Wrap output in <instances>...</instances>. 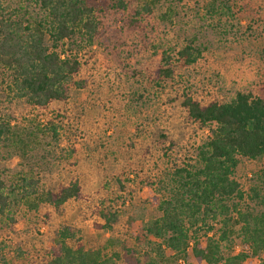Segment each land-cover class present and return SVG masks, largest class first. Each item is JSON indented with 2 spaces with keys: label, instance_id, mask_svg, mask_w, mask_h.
<instances>
[{
  "label": "rangeland",
  "instance_id": "rangeland-1",
  "mask_svg": "<svg viewBox=\"0 0 264 264\" xmlns=\"http://www.w3.org/2000/svg\"><path fill=\"white\" fill-rule=\"evenodd\" d=\"M87 3L99 23L92 45L76 36L57 49L81 64L75 81L82 86L72 87L67 101L39 108L14 98L10 74L0 68V121L10 128L0 143V178L12 196L0 223V264L39 260L65 227L69 243L80 240L112 264H206L192 248L203 249L210 238L224 256L244 251L245 264H264V253L245 247L231 211L264 213V155L239 158L233 178L243 198L225 202L227 215L194 223L184 255L176 259L145 231L161 216L158 202L176 188L174 170L196 165L211 136L212 126L187 118L184 96L202 105L227 103L238 92L264 99V0ZM4 4L24 20L43 17L30 0ZM187 45L202 51L190 65L177 56ZM164 54L173 72L157 79ZM74 181L82 199L58 209L42 202Z\"/></svg>",
  "mask_w": 264,
  "mask_h": 264
},
{
  "label": "trees",
  "instance_id": "trees-1",
  "mask_svg": "<svg viewBox=\"0 0 264 264\" xmlns=\"http://www.w3.org/2000/svg\"><path fill=\"white\" fill-rule=\"evenodd\" d=\"M30 1L42 11V19L24 20L17 10L0 0V68L10 74L9 89L14 98L45 108L53 101H67L70 89L82 86L81 82L75 81L80 62L76 55H61L57 50L59 44L78 36L91 46L99 23L87 0ZM201 55L202 51L191 45L177 52L178 59L186 65L195 63ZM162 61L165 66L155 75L157 79L170 78L173 71L165 54ZM182 106L189 120L213 127L211 136L199 148L196 165L174 170L172 176L176 188L158 202L161 216L145 229L148 235L161 240L177 256L176 259L186 253L192 241L189 229L194 223L200 219L204 224V218L216 220L219 215H227L229 209L225 202L243 198L241 188L233 178L239 158L255 160L264 155V99L238 92L227 103L212 101L202 105L185 95ZM9 134V124L0 121V143L6 141ZM21 181L27 186L32 182ZM24 196L30 195L26 192ZM11 197L0 178V223L6 216ZM80 199L81 188L74 181L46 193L42 202L58 209L70 200ZM231 211L241 224L245 247L253 255L264 253V213L247 216L236 208ZM110 220L108 217L107 222ZM71 236V230L63 228L39 260L31 255L22 260L23 264H112L110 258L87 249L80 240L69 243ZM197 246L192 248L194 258L206 264H245L249 257L244 251L224 256L218 243L211 238L203 249Z\"/></svg>",
  "mask_w": 264,
  "mask_h": 264
}]
</instances>
